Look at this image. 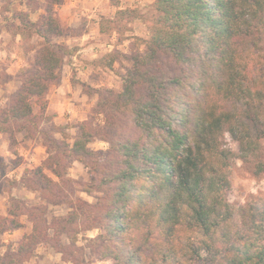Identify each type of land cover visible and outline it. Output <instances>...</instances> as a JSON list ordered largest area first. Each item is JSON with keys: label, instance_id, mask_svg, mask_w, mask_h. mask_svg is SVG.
I'll use <instances>...</instances> for the list:
<instances>
[{"label": "trees", "instance_id": "1", "mask_svg": "<svg viewBox=\"0 0 264 264\" xmlns=\"http://www.w3.org/2000/svg\"><path fill=\"white\" fill-rule=\"evenodd\" d=\"M60 1L47 0L41 22H26L43 42L1 111L0 129L14 124L45 135L46 168L55 178L41 165L25 182L70 211L55 216L47 205L11 194L8 214L0 215V264H26L50 242L69 261L62 237L75 246L92 230L96 257L113 264H264V199H229L235 159L264 174V0H155L149 38L122 90L98 91V112L113 137L83 122L72 144L40 128L68 50L51 41L61 35L53 14ZM119 13L136 17L131 9ZM97 138L106 150L90 149ZM68 158L82 161L94 181L71 179ZM69 187L100 195L89 202ZM21 215L32 229L16 248L7 247L2 235L22 226Z\"/></svg>", "mask_w": 264, "mask_h": 264}, {"label": "rangeland", "instance_id": "2", "mask_svg": "<svg viewBox=\"0 0 264 264\" xmlns=\"http://www.w3.org/2000/svg\"><path fill=\"white\" fill-rule=\"evenodd\" d=\"M65 1L70 0H61L53 5L61 35L53 36L51 41L67 45L68 50L59 70V80L49 89L48 106L40 128L47 130L59 142L70 144L78 136L83 122L103 128L109 133V138L113 137L109 119L98 112V91L122 90L123 78L132 67L134 56L144 50L145 41L149 38L155 0H98L95 7H91L92 0H76L72 6L77 9L76 19L70 24L64 20L67 17L62 10ZM46 3L47 0H0V115L20 88L23 71L33 65L35 51L43 42L33 29L25 28V25L27 21L44 20ZM121 9L134 10L136 17L130 19L119 13ZM92 41L98 44L93 47ZM108 61H113L111 66L106 65ZM34 106L37 112L38 108ZM44 136L38 131L19 130L14 124H6L0 129V163L5 172V178L0 182V215L8 214L12 205L11 194L29 205H47L48 211L55 216H66L70 211L68 205L49 202L43 193L25 182L29 169L41 165L46 168L48 153ZM227 139L228 146L237 151V143L229 137ZM108 146L100 138L89 143L92 150H106ZM45 171L55 178L50 170L46 168ZM67 175L80 182L94 181L85 164L71 158L67 160ZM231 181L229 199L232 203L244 205L252 196L264 199V174L255 176L240 159H235L231 166ZM68 191L73 197L89 202H95L100 195L73 187ZM19 218L22 226L2 235L7 247L16 248L32 229L25 215ZM97 233V230L82 232L75 246L69 245L63 236L61 240L67 245L69 261L50 242L40 244L26 264H113L96 257L89 238Z\"/></svg>", "mask_w": 264, "mask_h": 264}, {"label": "crops", "instance_id": "3", "mask_svg": "<svg viewBox=\"0 0 264 264\" xmlns=\"http://www.w3.org/2000/svg\"><path fill=\"white\" fill-rule=\"evenodd\" d=\"M92 1L93 2H91V7H95V4H97L96 2H98V0H92ZM75 2H76V0L75 1L70 0L68 2L65 1L64 4L62 5V7H63V9H62L63 10V14L65 16H67L66 19H64L67 24L68 23L70 24V22L72 20L76 19L77 9H75L74 7H72L75 4ZM41 11H42V8L39 9V14H40ZM60 15L62 16V13H60ZM62 24H65V22L63 21ZM90 43H93V41L90 42ZM97 44L98 43H93L91 45L93 47H95Z\"/></svg>", "mask_w": 264, "mask_h": 264}]
</instances>
